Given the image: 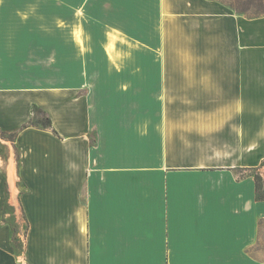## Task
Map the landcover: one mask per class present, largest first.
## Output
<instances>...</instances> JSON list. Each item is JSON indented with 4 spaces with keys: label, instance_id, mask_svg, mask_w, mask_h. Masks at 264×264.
<instances>
[{
    "label": "crops",
    "instance_id": "obj_1",
    "mask_svg": "<svg viewBox=\"0 0 264 264\" xmlns=\"http://www.w3.org/2000/svg\"><path fill=\"white\" fill-rule=\"evenodd\" d=\"M32 105L56 134L0 138V217L18 205L25 224L16 253L0 223V264H264L247 173L264 159V15L0 0V132Z\"/></svg>",
    "mask_w": 264,
    "mask_h": 264
},
{
    "label": "trees",
    "instance_id": "obj_2",
    "mask_svg": "<svg viewBox=\"0 0 264 264\" xmlns=\"http://www.w3.org/2000/svg\"><path fill=\"white\" fill-rule=\"evenodd\" d=\"M237 15H242L246 18L252 19L264 15V0H215ZM32 118L28 124H24L19 129L13 131L14 137L23 129L28 126L38 127L41 129H48L52 133L56 134L55 129L52 126L51 120L47 113L36 105L31 107ZM264 159L261 161L259 166L251 168L247 171L248 175L254 180L255 199L256 201H264ZM238 175L242 176V172L238 171ZM7 206V203H6ZM16 233L11 229V244L15 248L14 243L16 239Z\"/></svg>",
    "mask_w": 264,
    "mask_h": 264
},
{
    "label": "rangeland",
    "instance_id": "obj_3",
    "mask_svg": "<svg viewBox=\"0 0 264 264\" xmlns=\"http://www.w3.org/2000/svg\"><path fill=\"white\" fill-rule=\"evenodd\" d=\"M0 138L13 140L14 134L13 132L12 133L0 132ZM263 173H264V169H263ZM20 188L22 189L21 185ZM0 223L9 225L10 229H13L15 231L17 235L14 243L15 245L14 250L16 251V253H21L23 250V234H24L25 224L19 206L16 205L15 207H12L8 203L7 206L5 204L3 207L2 216L0 217Z\"/></svg>",
    "mask_w": 264,
    "mask_h": 264
}]
</instances>
